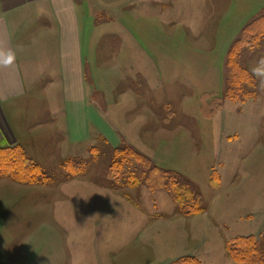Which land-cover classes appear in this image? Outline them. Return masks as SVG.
Masks as SVG:
<instances>
[{"label":"rangeland","instance_id":"obj_1","mask_svg":"<svg viewBox=\"0 0 264 264\" xmlns=\"http://www.w3.org/2000/svg\"><path fill=\"white\" fill-rule=\"evenodd\" d=\"M86 1L88 100L108 129L97 119L78 143L76 179L65 159L43 167L47 184L0 182V264H242L227 244L247 236L264 252V89L252 76L264 0ZM244 30L233 94L229 52ZM123 146L185 177L201 211L183 214L145 180L114 185Z\"/></svg>","mask_w":264,"mask_h":264},{"label":"crops","instance_id":"obj_2","mask_svg":"<svg viewBox=\"0 0 264 264\" xmlns=\"http://www.w3.org/2000/svg\"><path fill=\"white\" fill-rule=\"evenodd\" d=\"M87 8L86 0H0V49L16 53L0 66V143L21 146L41 167L75 157L102 119L88 100ZM11 182L14 192L25 185Z\"/></svg>","mask_w":264,"mask_h":264},{"label":"trees","instance_id":"obj_3","mask_svg":"<svg viewBox=\"0 0 264 264\" xmlns=\"http://www.w3.org/2000/svg\"><path fill=\"white\" fill-rule=\"evenodd\" d=\"M247 34L248 32L244 30L240 39L229 52L228 89L234 90L233 94L235 90L241 89L242 79H246L244 71L235 65L234 55L239 42L246 37L248 40L249 34ZM233 94L231 96L235 97ZM85 167L86 165L82 166L66 160L62 165V170L65 172V177L69 178L81 173ZM106 175L118 187H133L138 182L145 180L154 189L165 188L185 215L201 211V198L195 193L191 183L185 177L173 170H163L152 166L144 155L131 147L123 146L114 149ZM2 178L27 185L46 184L52 181V178L39 164L26 156L21 146L0 143V179ZM227 248L232 259L236 262L264 264V252L258 249L256 240L252 236L236 237L228 242ZM182 263L183 260L179 259L173 264ZM193 263L197 264L195 260Z\"/></svg>","mask_w":264,"mask_h":264},{"label":"clouds","instance_id":"obj_4","mask_svg":"<svg viewBox=\"0 0 264 264\" xmlns=\"http://www.w3.org/2000/svg\"><path fill=\"white\" fill-rule=\"evenodd\" d=\"M16 61V53L12 50L0 49V66L9 67ZM252 76L258 81L259 87L264 89V57L256 62V66L252 69Z\"/></svg>","mask_w":264,"mask_h":264}]
</instances>
